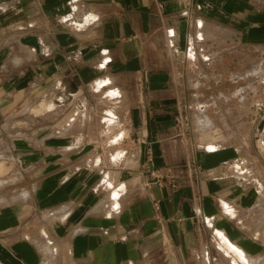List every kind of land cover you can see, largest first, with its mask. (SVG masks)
Wrapping results in <instances>:
<instances>
[{
	"label": "crops",
	"instance_id": "crops-1",
	"mask_svg": "<svg viewBox=\"0 0 264 264\" xmlns=\"http://www.w3.org/2000/svg\"><path fill=\"white\" fill-rule=\"evenodd\" d=\"M196 13L264 43V7L241 0H0V172L23 177L0 187V264H220L213 249L246 264L218 233L264 264L235 217L253 205L226 175L236 151L195 149L178 125ZM82 113L114 127L87 132ZM189 161L201 171L185 186L157 185L155 171L178 179Z\"/></svg>",
	"mask_w": 264,
	"mask_h": 264
},
{
	"label": "rangeland",
	"instance_id": "rangeland-1",
	"mask_svg": "<svg viewBox=\"0 0 264 264\" xmlns=\"http://www.w3.org/2000/svg\"><path fill=\"white\" fill-rule=\"evenodd\" d=\"M241 1L257 9L264 7V0ZM73 16L72 14L71 17ZM95 18L96 16L87 13L82 16L81 24H88ZM187 21L189 50L179 74L183 86V115L189 121L187 138L195 149H207L208 146L211 151H236V159L232 163L239 164L241 169L229 163L233 168L226 175L233 176L241 188L248 190L253 205L237 212L235 217L244 230L250 231L259 242L264 243V147H259L256 143L257 137L264 135V43H243L236 31L209 21L199 13L192 14ZM118 95L120 96L119 91L109 93V97ZM51 108L49 106L45 110ZM35 109L44 110L37 107ZM81 118L82 128L87 132L96 128L105 134L114 127L104 119L101 121H105V124H98L88 114L82 113ZM85 158L86 165H96L95 158L101 162L110 157L103 153ZM0 175L3 177V182H0L2 190L10 189L17 182L19 185L23 181L21 173L16 169L12 173L1 171ZM112 196L117 197L115 191ZM256 216L260 218L257 219ZM220 238L225 255H234L222 244L223 239ZM167 254L170 253L164 255ZM210 256H215V263L230 264L215 249L210 251ZM234 257L247 264L239 256ZM163 258L164 256H160L157 259Z\"/></svg>",
	"mask_w": 264,
	"mask_h": 264
},
{
	"label": "built area",
	"instance_id": "built-area-1",
	"mask_svg": "<svg viewBox=\"0 0 264 264\" xmlns=\"http://www.w3.org/2000/svg\"><path fill=\"white\" fill-rule=\"evenodd\" d=\"M184 114V108L180 111V113L178 114L177 120H178V125L183 129L184 134L182 135V138L184 140V142L189 145V138H187L186 135V129H188L189 127V121L188 119L183 115ZM256 143L259 147H263V140L261 139L260 136L257 137ZM200 169L199 167L194 163V161H189L187 163V165L185 166V170L183 172V177L176 179V177H172L171 175H169V173L165 172L164 169L163 170H157L155 171L154 174V179L155 182L157 183V185L159 186H168L173 190H177L182 188L183 186L186 185L187 183V179L193 177V176H197L200 174ZM150 173V175H153ZM204 257V259H203ZM202 259L208 263V258H207V253H203L202 254Z\"/></svg>",
	"mask_w": 264,
	"mask_h": 264
},
{
	"label": "bare ground",
	"instance_id": "bare-ground-1",
	"mask_svg": "<svg viewBox=\"0 0 264 264\" xmlns=\"http://www.w3.org/2000/svg\"><path fill=\"white\" fill-rule=\"evenodd\" d=\"M60 98V97H59ZM61 99V98H60ZM37 106V108H40V109H46V108H48L49 106H51V104L49 105L48 104V102L47 103H43V102H38V104H36ZM35 107V108H36ZM261 139L263 140V142H264V135L262 134L261 135ZM263 147H264V144H263ZM262 147V148H263ZM232 164H234L236 167H238L239 169H241L240 168V166H239V164H237V163H235V162H233ZM230 211V210H229ZM232 212V211H231ZM237 212V211H236ZM233 214V213H232ZM220 235V237L222 236L220 233H218V236ZM219 237V238H220ZM223 240H222V244H224V246H226L228 249H230V251H232L233 252V254H234V256H239V259H241L242 261H244V262H248L247 260H246V255H245V253L241 250V249H239V248H237V247H235L234 245H232L224 236H222L221 237ZM220 238V239H221ZM221 241V240H220ZM221 243V242H220ZM219 247V246H218ZM253 264V263H252Z\"/></svg>",
	"mask_w": 264,
	"mask_h": 264
}]
</instances>
